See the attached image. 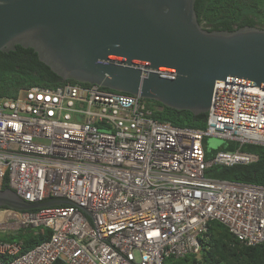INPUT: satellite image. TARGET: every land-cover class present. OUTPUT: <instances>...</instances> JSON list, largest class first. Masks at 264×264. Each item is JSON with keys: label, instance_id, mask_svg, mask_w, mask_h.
<instances>
[{"label": "built area", "instance_id": "obj_1", "mask_svg": "<svg viewBox=\"0 0 264 264\" xmlns=\"http://www.w3.org/2000/svg\"><path fill=\"white\" fill-rule=\"evenodd\" d=\"M207 115L205 131L179 128L156 121L139 95L79 83L0 101V192L7 178L29 203L74 204L0 208V235L51 231L27 252L0 239V264H162L199 254L214 221L264 245V186L205 176L259 160L241 148L264 147V87L218 81ZM209 137L239 148L207 161Z\"/></svg>", "mask_w": 264, "mask_h": 264}, {"label": "water", "instance_id": "obj_2", "mask_svg": "<svg viewBox=\"0 0 264 264\" xmlns=\"http://www.w3.org/2000/svg\"><path fill=\"white\" fill-rule=\"evenodd\" d=\"M196 1L0 0V52L33 49L63 81L207 114L218 81L264 87V29L208 30ZM168 70L175 76L158 73ZM57 205L74 204L0 192V208Z\"/></svg>", "mask_w": 264, "mask_h": 264}, {"label": "trees", "instance_id": "obj_3", "mask_svg": "<svg viewBox=\"0 0 264 264\" xmlns=\"http://www.w3.org/2000/svg\"><path fill=\"white\" fill-rule=\"evenodd\" d=\"M195 9L199 23L211 31H232L246 26L264 29V0H197ZM67 83L77 82L63 81L39 60L33 49L17 46L15 51L0 52V101L17 100L25 91L35 86L56 89ZM146 102L153 110V118L160 123L197 131H205L207 128V114L194 115L190 111L170 109L159 102L150 100ZM226 144V147L206 152V160H212L218 152H233L239 148L237 143ZM241 151L255 154L259 160L252 164L232 167L214 165L206 170L205 176L264 186V147L248 144L244 145ZM7 189L10 187L6 178L2 191ZM50 235L51 231L47 228L26 229L13 235H0V239L19 243L23 252H27L50 239ZM195 263L264 264V245L247 246L226 226L214 221L209 225L207 241L202 242L199 254H189L180 259L166 258L162 264Z\"/></svg>", "mask_w": 264, "mask_h": 264}, {"label": "rangeland", "instance_id": "obj_4", "mask_svg": "<svg viewBox=\"0 0 264 264\" xmlns=\"http://www.w3.org/2000/svg\"><path fill=\"white\" fill-rule=\"evenodd\" d=\"M227 142L221 140V139H218V138H215V137H209L207 138L206 140V143H205V149H206V152H212L214 150H218L220 147H226Z\"/></svg>", "mask_w": 264, "mask_h": 264}]
</instances>
